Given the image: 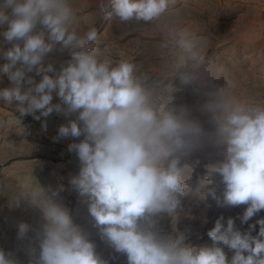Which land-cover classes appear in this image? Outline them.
<instances>
[{
    "label": "clouds",
    "instance_id": "obj_1",
    "mask_svg": "<svg viewBox=\"0 0 264 264\" xmlns=\"http://www.w3.org/2000/svg\"><path fill=\"white\" fill-rule=\"evenodd\" d=\"M170 0H112L108 19L127 23L160 21ZM10 10V11H9ZM75 13L69 0H0V103L19 112V118L48 117L54 111L76 120L58 129V137H81L69 145L81 164L72 187L88 205L99 234L128 264H264V218L239 230L233 218L220 216L208 231L212 243L199 247L186 236L161 234L157 217L175 218L180 198L187 192L189 166L181 158L205 138L201 125L184 107L172 104L175 78L181 85L217 78L210 68L200 38L186 27L168 29L161 43L165 79H151L134 62L113 61L97 46L94 27L83 35L71 28ZM59 45L71 59L57 71L45 57ZM42 76L37 83L29 76ZM54 73V75H50ZM53 93L61 103L53 104ZM203 110L210 113V140L223 159L207 166V174L191 193L199 201L208 196L219 207L246 205L242 224L264 210V104L243 100L230 86L206 93ZM39 111L40 115L35 114ZM46 130V124L42 125ZM224 185L217 196L212 177ZM61 190L62 187H61ZM36 181L12 201L27 199L42 213L39 256L30 264H107L95 252L87 234L73 222L67 208L56 202L58 192ZM259 231L252 235L256 225ZM30 229L18 225V236ZM225 248L233 252L228 258ZM0 264H16L0 250Z\"/></svg>",
    "mask_w": 264,
    "mask_h": 264
},
{
    "label": "rangeland",
    "instance_id": "obj_2",
    "mask_svg": "<svg viewBox=\"0 0 264 264\" xmlns=\"http://www.w3.org/2000/svg\"><path fill=\"white\" fill-rule=\"evenodd\" d=\"M69 3L75 13L71 28L83 35L94 27L98 35L95 46L113 61L134 62L151 79H165L170 74L163 70L161 43L169 39L168 29L186 27L200 38L207 62L217 77L206 76V83L192 85H181L178 78L173 80L177 90L172 104L187 109L189 118L201 125L205 138L181 158L180 165L191 169L186 181L187 192L180 198L175 218L167 213L159 214L157 230L172 236L182 233L186 236L185 243L199 247L211 245L208 231L220 216L224 217L225 225L229 217L233 218L242 232L264 218L261 210L247 224H242L239 217L246 205L219 207L211 196L202 202L191 194L206 176L207 166L223 159L221 149L209 138L214 124L210 113L202 107L208 99L206 93L230 86L243 100L264 104V0H170L160 21L127 23L108 19L113 10L112 0H69ZM4 30L6 26L0 28V32ZM0 46L4 50L11 47L2 36ZM70 59L69 50H61L57 45L45 57L44 64L52 63L59 71ZM28 75L37 83L42 78L35 71ZM8 86L7 77L0 78V88ZM52 103H61L55 93ZM19 115L13 107L0 103V250L16 264H30L38 258L43 225L41 210L27 199H20L18 205L12 201L36 181L50 190L49 195L52 191L58 192L54 199L69 210L73 222L87 234L101 259L107 264H128L126 254L116 252L101 238L87 202L70 184L71 178L79 174L81 164L77 154L69 151V145L81 142L84 136L61 138L58 129L76 120L78 114L65 116L54 111L39 120L33 115L20 119ZM35 115L39 116V111ZM44 124L46 130L42 127ZM218 176L214 174L212 181ZM209 187H215L217 196L222 197L224 185L212 183ZM21 222L30 226L24 237L18 236ZM258 231L257 224L252 235ZM225 252L231 259L233 252L227 248Z\"/></svg>",
    "mask_w": 264,
    "mask_h": 264
},
{
    "label": "bare ground",
    "instance_id": "obj_3",
    "mask_svg": "<svg viewBox=\"0 0 264 264\" xmlns=\"http://www.w3.org/2000/svg\"><path fill=\"white\" fill-rule=\"evenodd\" d=\"M214 179H216V181H213V183H217V184H221V185H223V183H222V181H221V177H215ZM194 183V182H193Z\"/></svg>",
    "mask_w": 264,
    "mask_h": 264
}]
</instances>
